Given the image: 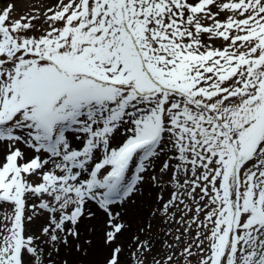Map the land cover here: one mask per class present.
Returning a JSON list of instances; mask_svg holds the SVG:
<instances>
[{
	"label": "snow or ice",
	"instance_id": "snow-or-ice-1",
	"mask_svg": "<svg viewBox=\"0 0 264 264\" xmlns=\"http://www.w3.org/2000/svg\"><path fill=\"white\" fill-rule=\"evenodd\" d=\"M0 10V264H264V0Z\"/></svg>",
	"mask_w": 264,
	"mask_h": 264
},
{
	"label": "rangeland",
	"instance_id": "rangeland-1",
	"mask_svg": "<svg viewBox=\"0 0 264 264\" xmlns=\"http://www.w3.org/2000/svg\"><path fill=\"white\" fill-rule=\"evenodd\" d=\"M16 3V9L12 12V18L16 19L19 15L27 10V7L33 3H40V0H0V10L7 6L9 3Z\"/></svg>",
	"mask_w": 264,
	"mask_h": 264
}]
</instances>
